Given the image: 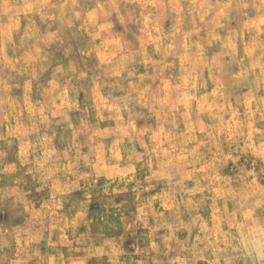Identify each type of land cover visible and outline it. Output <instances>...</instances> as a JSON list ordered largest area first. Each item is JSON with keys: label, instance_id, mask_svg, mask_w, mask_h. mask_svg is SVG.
Returning a JSON list of instances; mask_svg holds the SVG:
<instances>
[{"label": "clouds", "instance_id": "9594fccd", "mask_svg": "<svg viewBox=\"0 0 264 264\" xmlns=\"http://www.w3.org/2000/svg\"><path fill=\"white\" fill-rule=\"evenodd\" d=\"M0 264H264V0H0Z\"/></svg>", "mask_w": 264, "mask_h": 264}]
</instances>
